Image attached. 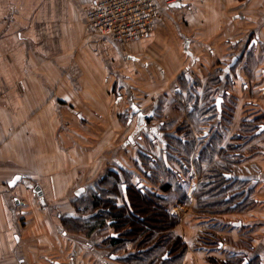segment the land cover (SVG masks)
<instances>
[{"label":"crops","instance_id":"obj_1","mask_svg":"<svg viewBox=\"0 0 264 264\" xmlns=\"http://www.w3.org/2000/svg\"><path fill=\"white\" fill-rule=\"evenodd\" d=\"M96 1L0 0V264L132 263L107 255L123 237L71 234L87 193L69 191L73 176L63 175L65 163H97L106 151L125 166L132 149L159 153L157 177L140 170L145 183L136 181L170 205L167 236L177 229L185 249L181 258L167 249L161 262L231 264L250 251V264H264V0H157L149 36L125 46L84 28ZM220 95L217 119L203 107ZM201 124L212 128L202 135ZM72 135L78 147L89 142L79 157L69 154ZM127 186L108 195L113 205L127 204ZM93 217L87 230L101 231Z\"/></svg>","mask_w":264,"mask_h":264},{"label":"rangeland","instance_id":"obj_2","mask_svg":"<svg viewBox=\"0 0 264 264\" xmlns=\"http://www.w3.org/2000/svg\"><path fill=\"white\" fill-rule=\"evenodd\" d=\"M84 28H86L87 31H90L88 29V27L86 26V24L84 23ZM256 73V79L259 77V75ZM195 79L192 78L191 75L188 76V78H185L184 76L181 77V81L182 82H191L194 81ZM228 84L230 85V78H227ZM184 83V84H185ZM229 87V86H228ZM231 87H229L228 89H230ZM254 92V93H253ZM249 95V94H248ZM261 90L260 89H255L254 91L251 92L250 97L251 99L255 98V100H257L259 97H261ZM232 99L235 100V97H233ZM229 103H232V100H229ZM252 108V107H251ZM245 110H243L244 112ZM257 113L254 112H250L248 114H246V116L252 115ZM186 123V121H185ZM169 125H171V123H169ZM69 137V141H68V147L70 149L69 154H74L76 157L78 155H82L83 152L81 147H87L89 145L88 140L85 142L84 141V145L80 147L74 145V141H76V135H72V136H68ZM134 143H139V141H137L136 139L133 140ZM67 148V147H66ZM79 149V152L78 150ZM73 150V151H72ZM81 150V151H80ZM64 154H66L65 152H62ZM88 154V153H85ZM131 154V158L132 160L130 161V163H125V166H122L120 163H112L113 159L110 158L111 157V153L106 151V152H102L100 157H97L95 160L97 161V163H79L80 162V158L79 161L77 160H73V162H69V163H65L68 164L67 170H66V174L63 173V175H68L73 176L71 177L72 179V183L69 187V191H71L72 189H74L75 187L79 186V185H83L84 186V191L82 193H84L86 191L87 195L85 194L81 200L77 201L76 204L79 206L78 211L79 215L76 216L75 218L70 219V222L67 226H69L68 229H70L71 234H73L74 236H78L80 238H82V236H84L87 239H89L88 237L91 235L93 237H100L102 239V237L109 235V233H115L114 229H109L107 228V226H104L103 229L101 231H95L94 230H87L89 227V225H91L92 220H86V218L89 215H93V216H97V213H99L98 209L93 210L90 206H91V197L93 198L95 194L100 193V197H102L101 199H105L108 197V190H111V187H117L118 184H121L122 181H126L128 186H127V192L131 195L133 192L135 191H139V189H143V192L145 190V197L150 199L147 200L149 203H145L144 200L138 199V203L140 204L139 206H137V204H135L136 206H134V214L135 217L132 216L131 218H135L136 220H138V222H136L134 219H132V221L130 220L131 223L128 224L127 226V230L124 229L122 230V232L119 233V235H122L123 237V249L121 250V252H118L114 249H108L107 251V255H118V256H137V257H141V252L142 250L144 251L145 249H147L148 247L151 248L154 245H159L160 249L158 250L159 253V257H161V255H166L167 249H169L170 245H162V235H167L169 231H167V229L165 230H160L161 226H159L158 220L157 222L155 221H151L148 218H150V216L153 215V212L155 213V215L159 212V207L156 205L158 202H152L151 200H154V195L155 192L151 193L152 189H148L144 184L143 185H138V181H136V178L138 177H142L143 178V182L141 183H145V178L142 176V174L144 173H140V170H143L142 172L145 171H149L152 177H157V175H155L156 173V163H159V153H152V152H148V156L146 154L141 153L140 151H136L135 149H132V151H130V153H127V155ZM79 157V156H78ZM128 158V156H127ZM121 159H126L124 157L123 153H117L116 156V160H121ZM138 160V163H135V161ZM77 162V163H76ZM49 164V163H48ZM52 164V163H51ZM100 169V171H99ZM138 172H137V171ZM146 173V172H145ZM61 174V173H58ZM145 176V174H144ZM94 178L93 183H85L88 182L89 180H92ZM104 179V180H102ZM120 180V181H119ZM84 183V184H83ZM116 183V185H115ZM126 184V183H124ZM144 187V188H143ZM101 191H105V192H101ZM112 191V190H111ZM94 192V194H93ZM154 194V195H153ZM107 195V196H106ZM98 196V195H97ZM96 196V197H97ZM99 198V197H98ZM113 200V199H112ZM137 200V199H136ZM114 201V200H113ZM117 203H120V200H116ZM135 202V201H134ZM127 204H129V202H127ZM159 204L161 205V209L162 211L166 214L170 205L167 203L166 200H162L159 201ZM128 206V205H126ZM131 210V207L128 206V210ZM160 213V212H159ZM87 215V216H86ZM167 215V214H166ZM178 218V216H176ZM130 218V219H131ZM156 218H158V216H156ZM144 219V222H143ZM142 221V222H141ZM146 225V226H145ZM147 225H149L150 227H147ZM97 229V227L95 228V230ZM131 229V230H129ZM146 231L147 232V237H151L150 240L147 239V237H145V235L142 236V233ZM127 232H130V234H126ZM174 234V238H173V242H175L176 244V248L173 249L171 255L173 257H179L181 258L182 253L184 252V247H180V243L179 240L177 238V234H178V230H174L172 231ZM171 233V232H170ZM95 235V236H94ZM263 236V233H262ZM206 237H202V239L207 238ZM209 238V237H208ZM147 240L144 243H141V240ZM261 239L263 240L264 237ZM212 240V239H211ZM214 240V239H213ZM143 245V246H142ZM122 253V254H119ZM146 254V252L143 253V255ZM106 255V256H107ZM175 255V256H174ZM189 255V254H187ZM251 255V256H250ZM252 253L250 251L247 252L248 257H252ZM242 255L241 254H237L236 256H233L230 261H228L231 264H235L238 263L239 261H241ZM160 259V258H159ZM188 259V257H186V260ZM170 260V259H169ZM179 260L177 259L175 261V263L173 262V264H179ZM135 260L132 261V263H124V264H136L134 262ZM253 263L255 264H263V260H260L259 258L255 259V262L253 261ZM157 264H172L169 263V261H159ZM183 264V263H182ZM186 264V261L185 263ZM214 264H221V262H214Z\"/></svg>","mask_w":264,"mask_h":264},{"label":"built area","instance_id":"obj_3","mask_svg":"<svg viewBox=\"0 0 264 264\" xmlns=\"http://www.w3.org/2000/svg\"><path fill=\"white\" fill-rule=\"evenodd\" d=\"M174 1L164 0L166 5ZM160 15L157 0H98L86 10L85 24L92 33L125 46L149 36Z\"/></svg>","mask_w":264,"mask_h":264},{"label":"trees","instance_id":"obj_4","mask_svg":"<svg viewBox=\"0 0 264 264\" xmlns=\"http://www.w3.org/2000/svg\"><path fill=\"white\" fill-rule=\"evenodd\" d=\"M102 180H104V179H102ZM115 185H116V183H115ZM111 190H108L107 193L110 194L111 192H117L118 191V187L112 186ZM119 191L120 192L122 191L121 188H120ZM101 192H105V191H101ZM93 194H94V192H93ZM145 194H146L145 190L143 192V189H139V191L133 192L132 193L133 196H131L127 192L126 197H128L129 204H125V206H123V207L116 206L115 204L113 205L114 202H113L112 199L109 198V196L107 198H105V199H101L102 197H100V193L95 194V195H93L94 197L91 198V206L90 207L93 210L98 209L99 213H97V216L93 217V219H95V221L97 222V226L100 227L101 229L104 226H107V227L112 226L113 229L115 228V230H114L115 233L114 234H116L117 236L122 237V235H119V233L122 232V230H124V229L127 230L128 224L131 223L130 220L132 221V219H134L136 222H138V220H136L134 218L135 217L134 206H136L135 204H137V206L140 205L138 203V199H140L141 202H142V200H144L145 203H149L147 200H150V199L146 198ZM155 199L158 202L156 205L159 207V212L160 213L158 212L155 215V213L153 212V215L150 216V218H148V219L151 220V221H155V222H157V220H158L159 226H161L160 230H165V229L168 230V229L171 228V226L174 225L176 220H175L174 217L166 215L162 211V209H161L162 207L159 204V201H162L161 199H159V198H157L155 196L154 200L152 199L151 201L152 202H156ZM126 205L130 206L131 210L130 209L128 210V206H126ZM132 216H134V217L131 218ZM156 216H158V218H156ZM143 222H144V219H143ZM147 227H150V226L147 225ZM129 230H131V229H129ZM126 234H130V232H127ZM143 235H145V237H147V232L144 231L142 233V236ZM151 237L152 236L147 237V239H151ZM161 238H162L161 242H163L162 245H170V247H169L170 250H173V248L176 247V244L167 235H162ZM107 240H109V241L111 240V242H113L112 244H115V240H112L111 237L107 238ZM116 240L118 242L120 239L116 238ZM145 241H146V239H145ZM141 242H144V240L142 239ZM180 247L183 248V245L181 244ZM159 248L160 247H159V245L157 243V245H154L153 247L149 248L148 253H146V255H144L143 257L135 256L134 259H132V260H135L134 262L136 264H157L160 261L159 253H158ZM124 260H125L124 262H128V257L125 258Z\"/></svg>","mask_w":264,"mask_h":264},{"label":"flooded vegetation","instance_id":"obj_5","mask_svg":"<svg viewBox=\"0 0 264 264\" xmlns=\"http://www.w3.org/2000/svg\"><path fill=\"white\" fill-rule=\"evenodd\" d=\"M177 89L180 90V88H178V87H177ZM223 93H228V91L224 90ZM223 95L216 97L214 101H211L209 104L205 105L203 107L204 111L208 110L209 112H212L211 114H215L217 119H220V117H222V115H223V113H222V111H223V107H222ZM192 108H193L192 106H186L185 109H186V111L190 112V111H192ZM203 116L206 117L205 114H203ZM203 116H201L202 121L205 120V119H203L204 118ZM181 127H183V125ZM199 127H200V131H201L202 135L207 134L208 131L211 130V128H212V126H210L208 124H201ZM224 176H225V178H228L227 174H225ZM83 190H84V188H83ZM163 259H166V257H163ZM251 260H253V259L249 258V257L242 256L241 261H239L236 264H250L252 262Z\"/></svg>","mask_w":264,"mask_h":264},{"label":"water","instance_id":"obj_6","mask_svg":"<svg viewBox=\"0 0 264 264\" xmlns=\"http://www.w3.org/2000/svg\"><path fill=\"white\" fill-rule=\"evenodd\" d=\"M172 5H173V6H178L179 3H174V4H172ZM183 50H184V52H185L187 55H190V54H191L190 51L188 50V41H185V42H184V48H183ZM234 61H235V57H233V59H232L230 65L233 64ZM145 118H146V115H143L142 113H138V115H137V120H136V128H137V130H139L140 126L144 123ZM19 179H20V176H18V175L15 176V177L12 179V181L9 183V185H10V186L14 185ZM35 191H36L37 195H39L40 200L42 201L41 192L38 190V187H36ZM82 191H83V188H82V187H81V188H78V189L74 192V194H75L76 196H79L80 193H81Z\"/></svg>","mask_w":264,"mask_h":264}]
</instances>
